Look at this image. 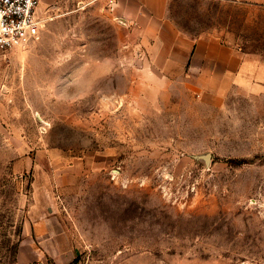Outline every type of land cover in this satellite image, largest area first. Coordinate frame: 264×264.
<instances>
[{"label":"rangeland","instance_id":"rangeland-1","mask_svg":"<svg viewBox=\"0 0 264 264\" xmlns=\"http://www.w3.org/2000/svg\"><path fill=\"white\" fill-rule=\"evenodd\" d=\"M118 1L42 0L0 50V264H264V84L144 77ZM168 6L264 61V0Z\"/></svg>","mask_w":264,"mask_h":264},{"label":"crops","instance_id":"crops-1","mask_svg":"<svg viewBox=\"0 0 264 264\" xmlns=\"http://www.w3.org/2000/svg\"><path fill=\"white\" fill-rule=\"evenodd\" d=\"M118 2L119 13L132 30V44L139 47L140 55L136 60L144 67V77L195 80L201 89L206 86L219 89L227 81L230 87L238 75H248L254 85L264 84V61L260 57L242 55L224 45L218 31L199 36L187 34L170 16L169 0ZM46 222L47 216L36 220L33 226L25 224L24 233H30L28 236L33 242L21 244L19 256L23 261L39 259L32 233L35 239H43L41 227ZM28 248H31V255L27 254Z\"/></svg>","mask_w":264,"mask_h":264},{"label":"built area","instance_id":"built-area-1","mask_svg":"<svg viewBox=\"0 0 264 264\" xmlns=\"http://www.w3.org/2000/svg\"><path fill=\"white\" fill-rule=\"evenodd\" d=\"M42 0H0V50L25 48L40 37ZM117 0H109L111 8Z\"/></svg>","mask_w":264,"mask_h":264},{"label":"water","instance_id":"water-1","mask_svg":"<svg viewBox=\"0 0 264 264\" xmlns=\"http://www.w3.org/2000/svg\"><path fill=\"white\" fill-rule=\"evenodd\" d=\"M207 157H209V156H207Z\"/></svg>","mask_w":264,"mask_h":264},{"label":"trees","instance_id":"trees-1","mask_svg":"<svg viewBox=\"0 0 264 264\" xmlns=\"http://www.w3.org/2000/svg\"><path fill=\"white\" fill-rule=\"evenodd\" d=\"M73 264V263H72Z\"/></svg>","mask_w":264,"mask_h":264}]
</instances>
